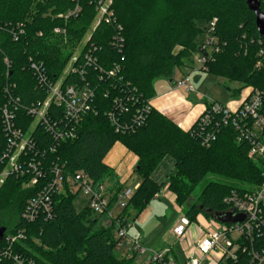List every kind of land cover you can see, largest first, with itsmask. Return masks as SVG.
<instances>
[{"label":"trees","instance_id":"16d2710c","mask_svg":"<svg viewBox=\"0 0 264 264\" xmlns=\"http://www.w3.org/2000/svg\"><path fill=\"white\" fill-rule=\"evenodd\" d=\"M98 1L0 0V153L6 145L4 104L11 97L20 101L17 125L27 131L36 119L26 106L47 97L33 63L41 66L49 81L62 79L63 87L88 85L94 91L91 110L80 120L77 137L57 142L40 125L34 132L41 157L36 161L45 166L48 179L53 177L51 166L63 167L65 187L54 196V216L32 223L22 220L29 199L48 179L25 187L27 177L12 175L0 188V215L15 210L18 221L11 230L26 229L24 248L39 264H136V256L118 253L114 222L104 224L88 204L76 207L79 192H73L68 181L82 170L97 185L109 183L112 207L124 186L104 158L116 142L139 158L135 172L141 181L121 213L128 219H137L161 191L152 174L166 156L175 160L168 188L180 207L185 208L197 186L208 179L196 200L184 209L193 223L199 215L214 217L226 211L224 199L231 190L252 191L264 180V161L249 157L248 144L238 140L231 126H221L216 139L203 144L192 135L196 123L185 131L154 106L140 125L135 121L138 111L155 96L156 80L172 78L185 57L205 52L202 44L214 18L219 51L209 56L206 71L238 82L234 98L250 86L264 91V37L248 0H112L111 8L123 27L120 33L112 23L102 21L95 27ZM77 7L76 14L64 16ZM260 9L264 12V0ZM57 27L61 33L54 31ZM177 46L182 49L175 51ZM88 52L95 63L84 61ZM74 55L79 58L75 67H81L83 74L68 69ZM116 65L119 72L110 75ZM110 112L117 116L119 131L109 119ZM50 115L55 119L62 110L52 107ZM248 262L247 253H240L237 261L227 264Z\"/></svg>","mask_w":264,"mask_h":264},{"label":"built area","instance_id":"2783aa9c","mask_svg":"<svg viewBox=\"0 0 264 264\" xmlns=\"http://www.w3.org/2000/svg\"><path fill=\"white\" fill-rule=\"evenodd\" d=\"M112 0H100L97 3V18L95 27L102 21L112 23L120 33L123 29L118 22L114 10L111 8ZM80 9L70 11L64 15L69 17L76 14ZM61 17L63 15H60ZM217 19L214 18L209 24V31L206 34L198 62L202 70H207V60L212 52H218V38L213 35ZM94 27V28H95ZM56 33H61L60 28H55ZM263 54V51L260 52ZM79 58L74 55L68 69L83 74L81 67H75ZM86 63H95L96 59L88 52L84 55ZM7 66H10L6 60ZM261 63L259 62L258 65ZM32 68L38 74L40 84L44 85L47 97L26 106L28 114L32 115L35 125L27 131L18 127V112L21 109L20 101L10 98L1 109V118L6 138V145L0 153V188L8 177L15 175L27 177L24 186L35 185L40 180L48 179L45 166L42 162L36 161L41 158L40 149L35 139L34 132L40 125L43 130L52 135L55 141L73 139L77 137V128L83 116L91 110V101L94 98V91L88 86L79 87L69 85L63 87L62 79L58 82L49 81L41 72V66L33 63ZM120 67L115 66L110 70V75L119 72ZM179 87L187 91H193L190 76L185 75L178 81ZM10 95V88L5 87ZM236 105L224 104L216 100H210L201 116L196 120L197 128L192 135L200 138L203 144L214 141L221 126H231L237 132V138L249 146L248 155L254 159L264 161V91L253 86L245 88ZM52 107L62 110V116L54 119L50 115ZM153 107L151 100L140 109L135 121L140 125L143 117ZM109 119L116 130L122 129L118 125L115 112L108 114ZM128 129V125L123 126ZM53 146H49V149ZM46 152V149L43 150ZM52 179L45 181L44 185L31 197L22 213V220L32 223L40 217L51 219L54 216V196L64 190L63 167L54 165L50 167ZM264 177V173H263ZM70 187L75 186V192H82L88 197L89 207L98 215L105 216L109 223L116 224L115 238L117 250L122 257L145 256V264H227L229 261H237L240 253H247L248 264H264V180L252 191L240 192L231 190L224 203L226 211L232 214H243L244 220L233 223H224L222 227L207 229L205 233L191 242V248L183 247V260L177 262L172 255V249L157 250L148 248L142 243V236L129 234L128 218L121 215L138 188L126 187L118 195L116 203L110 207V194L106 184H98L84 171H77L68 179ZM216 219L215 217H212ZM192 222L186 216L180 218L179 222L172 229L177 240L182 241L186 237L188 226ZM223 223V222H222ZM26 229L16 227L6 231L0 241V264H39L33 254L26 250L24 241ZM142 264V263H140Z\"/></svg>","mask_w":264,"mask_h":264},{"label":"crops","instance_id":"0c3cea01","mask_svg":"<svg viewBox=\"0 0 264 264\" xmlns=\"http://www.w3.org/2000/svg\"><path fill=\"white\" fill-rule=\"evenodd\" d=\"M181 67L187 68L190 66L183 65ZM190 69H191L190 73L182 72V71H180V73H177V68H176L172 78H159L158 80H156L155 96L151 99L154 108L159 110L164 115L170 117L174 122H176L180 126L181 129L185 131H188L194 125L196 120L201 116V114L204 112L206 108L207 102H209L210 100H215L207 97L206 95H203L201 91L197 90L195 85H193L191 78V73L195 69L194 68H190ZM185 75L190 76L191 84L194 87L193 91H187L185 88L179 87L178 81ZM237 103L238 100L233 99L224 104L236 105ZM138 160H139L138 156L135 153L128 150L121 142H116L112 147V149L110 150V152L104 158V162L107 165H109L118 176L120 184L124 186L123 188L134 187L137 185L139 186L141 181V180L139 181L140 178L136 179V177L133 176L134 173H136L135 169L137 168ZM174 169H175V160L171 156L164 157V159L155 169V171L152 174V178L154 179V181L160 184L161 187L165 185V188H164V192H163V188H161V191L158 192L154 198L160 199L161 197L168 196V199L174 202L178 210L182 211L181 207L176 203V195L168 188L169 176L174 172ZM128 180H132L133 184L128 185ZM106 185L109 188V183H106ZM200 217L201 215L198 216L197 222L194 223L192 222L190 226H188L186 231V237L182 241L177 240L172 233V229L179 222L180 219L175 220L170 228V234L172 235L174 240L179 241L182 245H184L187 239L188 240L192 239L191 241H193L201 237L207 229L201 226L200 224H198ZM101 221L104 224L109 223V220L106 217L104 218V220ZM166 248L172 249V255L176 260L178 261L183 260L184 252L182 249L180 251H175L174 247L165 246V247H160L157 250H164Z\"/></svg>","mask_w":264,"mask_h":264},{"label":"rangeland","instance_id":"374dc122","mask_svg":"<svg viewBox=\"0 0 264 264\" xmlns=\"http://www.w3.org/2000/svg\"><path fill=\"white\" fill-rule=\"evenodd\" d=\"M181 49L182 46L175 47V51H179ZM200 54L201 53H194L191 56L189 55L185 57L183 65H189L190 67H177V73H180V71L190 73V68H194L195 70L191 73L192 83L195 85L197 90L203 93V95H206L207 97L215 99L221 103H227L233 99H238L232 96V92L233 89L238 88L240 84L238 82H231L228 79L215 76L208 71L202 70L200 63L198 62ZM133 176L136 177V179L140 178L137 173H134ZM140 180L141 178L139 181ZM207 181L208 179H204L197 186L190 201H188L185 205V208L181 207L182 211L178 210L174 202L168 199V196L161 197L160 199L154 198L151 200L147 209L143 211L137 219H134L132 216L129 218V234L131 236L137 234L141 235L143 245L148 248L158 249L160 247L170 246L174 247L175 251H180L181 249L183 250L181 243L179 241H175L170 234L171 225L175 220L180 219L181 216H185L184 209H186L191 204V202L196 200ZM132 184L133 181L128 180V185ZM162 188L164 192L165 185H163ZM71 190L75 192L77 189L75 186H72ZM87 204L88 197L80 191L75 200L76 207L80 209ZM104 218L105 216H100L101 220H104ZM17 221L18 218L16 217L15 210H10L7 213L0 215V225L6 226L8 231L14 227ZM198 224L205 227L206 229H215L224 225V223L218 221L217 219L203 214L199 218ZM191 240L187 239L186 246L188 248H191ZM144 257L145 256L137 258L135 263L145 264L146 257Z\"/></svg>","mask_w":264,"mask_h":264},{"label":"water","instance_id":"95a60500","mask_svg":"<svg viewBox=\"0 0 264 264\" xmlns=\"http://www.w3.org/2000/svg\"><path fill=\"white\" fill-rule=\"evenodd\" d=\"M249 8L254 11L256 16V26L258 32L262 37H264V12L260 9V0H248ZM214 217L223 223H233L237 221L244 220L245 216L243 214H232V212H216L213 214ZM6 231L5 226L0 227V241L2 240L4 233Z\"/></svg>","mask_w":264,"mask_h":264},{"label":"flooded vegetation","instance_id":"af4514ba","mask_svg":"<svg viewBox=\"0 0 264 264\" xmlns=\"http://www.w3.org/2000/svg\"><path fill=\"white\" fill-rule=\"evenodd\" d=\"M3 226V225H0V227Z\"/></svg>","mask_w":264,"mask_h":264}]
</instances>
